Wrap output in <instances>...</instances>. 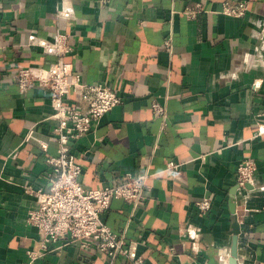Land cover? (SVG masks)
<instances>
[{"label": "crops", "instance_id": "1", "mask_svg": "<svg viewBox=\"0 0 264 264\" xmlns=\"http://www.w3.org/2000/svg\"><path fill=\"white\" fill-rule=\"evenodd\" d=\"M63 0H0V264H134L80 242L30 263L38 246L27 224L33 192L50 184L43 149L54 120L50 92H21L15 73L55 57L28 45L31 32L71 34L66 56L82 80L122 96L99 124L72 143L85 188L114 185L122 173L148 168L150 188L132 205L113 199L103 220L138 241L141 264H264V0H246L242 16L223 12L239 0H71L76 18L58 15ZM201 3L195 16L186 8ZM74 97V94L71 95ZM167 108L164 120L153 101ZM180 164L174 175L167 162ZM257 164L254 184L240 187L238 165ZM236 192V215L230 208ZM210 196L200 214L196 201ZM238 219V253L232 256ZM199 227L195 241L183 232ZM174 248V253L170 248Z\"/></svg>", "mask_w": 264, "mask_h": 264}, {"label": "built area", "instance_id": "2", "mask_svg": "<svg viewBox=\"0 0 264 264\" xmlns=\"http://www.w3.org/2000/svg\"><path fill=\"white\" fill-rule=\"evenodd\" d=\"M108 4L110 0H99ZM203 9L201 3L186 8V14L195 16ZM248 9L246 0L232 4L226 2L223 12L242 16ZM58 15L64 20H74L76 14L71 0H63ZM28 45L41 47L43 52L55 59L48 65L30 64L17 69L15 79L21 92H26L35 85L50 92L52 113L48 116L54 120L47 139H39L30 133L28 138H35L43 149L47 150L50 141L58 145L56 155L46 156L50 165L47 188L33 192L35 203L30 208L27 224L37 229L38 246L28 248L30 263L47 253L61 250L65 245L80 242L83 247H95L107 253L112 259L123 255L134 264H141L138 255V241L127 236V231L116 232L102 218L113 199H123L132 205V213L146 199L150 172L122 173L120 179L104 188H85L79 180L81 164L72 152V143L83 137L101 118L123 100L121 94L112 86L82 80L75 69V64L66 59L72 51L71 34L58 30L54 38H48L34 32L28 35ZM1 74V67H0ZM74 94V97L71 95ZM156 116L166 119L167 108L158 100L153 101ZM180 164L169 159L166 171L174 175ZM257 164L253 160L241 162L237 168V183L245 187L254 184ZM200 214H206L212 207L210 196L196 201ZM193 240L200 234L199 227L189 226L183 232ZM174 253V248H170Z\"/></svg>", "mask_w": 264, "mask_h": 264}, {"label": "water", "instance_id": "3", "mask_svg": "<svg viewBox=\"0 0 264 264\" xmlns=\"http://www.w3.org/2000/svg\"><path fill=\"white\" fill-rule=\"evenodd\" d=\"M247 186H250V184H248ZM237 188H238L237 185L232 188L230 202H229L231 211L235 215H236V207H237V201H236ZM232 232L234 233V243H233V248H232V256L235 257L238 253L237 239H238V233L240 232V224H239V221L237 218L235 219V221L233 223V231Z\"/></svg>", "mask_w": 264, "mask_h": 264}]
</instances>
